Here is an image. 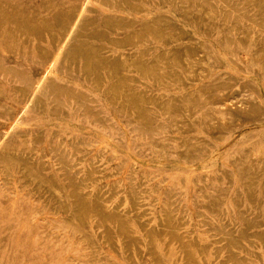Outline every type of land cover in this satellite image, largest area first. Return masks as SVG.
<instances>
[{"label":"rangeland","instance_id":"obj_1","mask_svg":"<svg viewBox=\"0 0 264 264\" xmlns=\"http://www.w3.org/2000/svg\"><path fill=\"white\" fill-rule=\"evenodd\" d=\"M0 264H264V0H0Z\"/></svg>","mask_w":264,"mask_h":264},{"label":"bare ground","instance_id":"obj_2","mask_svg":"<svg viewBox=\"0 0 264 264\" xmlns=\"http://www.w3.org/2000/svg\"><path fill=\"white\" fill-rule=\"evenodd\" d=\"M223 1V0H222ZM112 2V1H111ZM197 4V3H196ZM230 6V5H229ZM71 22V21H70ZM83 24H84V19H83V17H82V15H79L75 20H73L72 21V23L69 25V26H67V27H65V28H63V34H62V39H61V41H60V46H59V49H58V56H63V55H67V52H68V49H69V47L71 46V44H72V42H73V40L75 39V37L76 36H78L79 35V32L81 31V28L83 27ZM54 27V26H53ZM56 54V55H57ZM85 58H87V59H89V63L88 62H86V63H88V65H90V63L92 64V58H93V55H92V53H90V52H85ZM52 58H53V56H52ZM51 58V59H52ZM54 59V58H53ZM54 60H56V59H54ZM54 60H50L51 61V63L50 64H53V61ZM57 61V60H56ZM55 62V61H54ZM49 63V62H48ZM108 74H113L112 72H111V70H109L108 71ZM49 82H50V79L45 83V84H40L38 81L34 84V85H32V90H31V92L32 91H34V89H39L40 90V92L41 93H44V91H45V89H46V87H47V85L49 84ZM57 84V83H56ZM61 85V84H60ZM59 86V85H58ZM58 86H57V88H58ZM61 86H63V85H61ZM62 88V87H61ZM119 90H121V91H123V89H119ZM65 91H66V89H65ZM54 92V91H53ZM60 93V92H59ZM45 94V93H44ZM52 94V93H51ZM68 97V96H67ZM41 100V99H40ZM61 100V99H60ZM59 102V101H58ZM148 108V107H147ZM4 137V136H3ZM5 150V156H6V162H12V163H17V164H20V165H22V167H26V160L24 159V157L22 156V154L20 153V154H18V155H16V152H14V151H10V150H8L7 149V147L6 148H4ZM28 172H29V170H28ZM65 185V182L63 183V185L62 186H64ZM47 188V190L52 194V193H54V191H53V189H52V186L51 185H47L46 186ZM63 199H65V198H63ZM72 199V198H71ZM75 226V225H74ZM162 233V232H161Z\"/></svg>","mask_w":264,"mask_h":264}]
</instances>
